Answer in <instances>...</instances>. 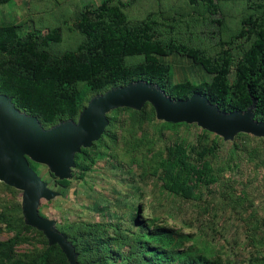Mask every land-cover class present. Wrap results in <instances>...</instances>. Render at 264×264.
<instances>
[{
    "label": "rangeland",
    "instance_id": "1",
    "mask_svg": "<svg viewBox=\"0 0 264 264\" xmlns=\"http://www.w3.org/2000/svg\"><path fill=\"white\" fill-rule=\"evenodd\" d=\"M213 3L214 22L201 0H0V27L12 26L17 40L27 42L10 56L0 54V82L25 49L46 65L81 59L84 36L75 23L87 8L91 21L112 31L171 22V30L161 29L201 51L204 63L158 56L169 67L164 88L187 82L204 90L224 62L231 96L235 64L264 23V0ZM52 33L57 42L46 39ZM115 87L95 92L74 84L81 101L67 120L75 122L92 97ZM26 160L50 193L37 215L64 236L76 264H264V138L225 139L195 122L166 123L145 102L106 113L100 135L73 153L64 178ZM162 231L174 233L170 249L156 240ZM0 264H68L57 244L25 223L22 191L1 181Z\"/></svg>",
    "mask_w": 264,
    "mask_h": 264
},
{
    "label": "trees",
    "instance_id": "2",
    "mask_svg": "<svg viewBox=\"0 0 264 264\" xmlns=\"http://www.w3.org/2000/svg\"><path fill=\"white\" fill-rule=\"evenodd\" d=\"M201 1L207 18L213 21L216 5L213 0ZM91 13L84 9L75 23L84 36L81 59L67 65H46L33 60L34 53L25 49L11 63L0 82V92L11 97L15 108L35 116L42 125L49 127L73 118L78 112L81 98L72 88L74 84L83 83L91 91L99 92L141 80L164 89L172 100H183L201 93L210 104L226 113L244 111L254 99L253 118L264 122V23L256 27L253 41L235 64L230 96L224 62L215 69L204 90L187 82L164 88L169 67L162 64L158 56L177 54L193 62L204 63L201 51L171 38V22L163 25L155 20H146L139 28L125 27L112 31L91 21ZM161 26L170 30L161 29ZM58 38L56 33L46 36L52 42H57ZM26 46L25 40H17L12 26L0 27V54L10 56ZM130 57L138 59L135 63H128L126 58ZM174 237V233L169 231L156 234V240L166 249L171 248ZM158 259L166 257L160 255Z\"/></svg>",
    "mask_w": 264,
    "mask_h": 264
},
{
    "label": "water",
    "instance_id": "3",
    "mask_svg": "<svg viewBox=\"0 0 264 264\" xmlns=\"http://www.w3.org/2000/svg\"><path fill=\"white\" fill-rule=\"evenodd\" d=\"M145 102L152 106L156 118L166 123L195 122L225 139L237 133L264 138V122L253 118L254 99L244 111L224 113L199 94L172 100L156 85L141 80L92 97L75 122L65 120L47 129L35 117L19 112L10 98L0 94V181L22 191L25 223L41 231L49 244H57L68 264H76L72 247L37 215L40 199L50 197V193L28 167L26 157L45 164L54 176L64 178L72 165L73 153L89 146L100 135L106 113L121 107L139 109Z\"/></svg>",
    "mask_w": 264,
    "mask_h": 264
}]
</instances>
